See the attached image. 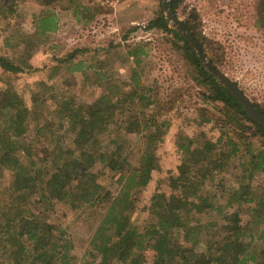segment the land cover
Listing matches in <instances>:
<instances>
[{"label": "trees", "instance_id": "1", "mask_svg": "<svg viewBox=\"0 0 264 264\" xmlns=\"http://www.w3.org/2000/svg\"><path fill=\"white\" fill-rule=\"evenodd\" d=\"M28 2L0 0V20L7 23L19 13L20 7L26 8ZM39 2L45 8L40 12L32 11L33 30L29 34H8L3 38L6 52L0 55L2 71L14 76L24 75L27 60L25 54L19 53V46L25 43L31 52L36 48L37 38L47 39L50 32L58 29V14L52 5L62 2L64 8H74L77 15L82 13V9L90 11V6L82 2L77 4L73 0ZM99 8L96 6L94 11L101 12ZM173 9L177 17H180V12L184 15L182 23L197 38L210 61L224 73L220 64L225 56L218 55L221 48H217L204 34L202 16L198 9L188 11L182 8L181 0H173ZM254 12L255 25L264 32V0L257 1ZM154 28L167 33L164 43L171 44L173 49L189 59L195 80L207 90L202 92L203 100L207 101L204 103L210 104L218 120L210 116L208 107L203 105L198 110L197 123L203 125L217 120L220 130L217 139H213L214 136L208 135L204 129L195 136L180 137L177 151L182 161L178 167L179 172L170 177L171 185L177 190L171 194H154L150 208L151 214L156 216L155 221L135 224L131 220V213L140 193L163 170L161 156L154 144L158 139H164V136L154 138L152 133L145 134L135 126L138 121L134 118L132 120L135 121H129L125 133L118 131L112 138L119 157L95 146L99 142L97 135L108 128L116 109L119 111L118 108L134 103L144 108H158L164 104L158 96L159 81L154 79V83L147 84L143 79L149 61L147 58L154 47L152 41L145 40L126 43L124 47L121 42L111 40L105 49L107 59L103 62L94 59L88 64L81 59L80 54L86 51L85 48H76L67 58L60 59L68 71H82L88 75V69H93L95 78L92 83H102L107 92L89 104H77L75 98L62 100L60 109L54 110L59 126H56L55 117H48L41 122L38 110L25 106L19 93L11 98V93L6 96V114L0 118V170L8 168L13 172L11 188L15 196L12 203L22 206L32 203L33 197H37V207L44 205L50 212L57 202H64L81 216L85 213L96 215L99 206L106 199L110 200L107 211L100 212V224L91 239V246L101 255L102 264H145L149 250L154 251L153 264H264V245L258 243V240L264 242V185L255 184L256 175L264 172V128L250 119L237 98L203 66L187 38L170 28L163 11L146 26V29ZM134 29L136 27L127 32L123 39L127 40ZM122 48L124 56L119 59ZM115 61L119 63L118 66L134 64L130 81L117 77L113 70L107 69ZM87 79L91 80L90 77ZM229 79L264 114V102L252 98L241 84ZM41 83L49 85L48 81L41 80ZM8 92H1L0 96ZM163 113V110L155 109L150 125L168 127L166 119L159 118ZM66 122L71 125L68 127L72 129L70 135L78 141L84 140L92 147L85 152L86 160L63 144L66 137L63 139L56 128ZM135 132L147 142L143 146L138 166H132L129 161L131 152L128 150L129 133ZM53 141L55 147L49 151L43 149ZM224 143L229 145L230 150L222 148ZM24 158L31 159L30 163L24 162ZM235 158H238L241 176L236 179L237 186L224 189L223 195H228L227 202L199 196L204 183L213 182L218 173L228 168L230 159ZM97 159L112 170L113 176L117 175L116 182L120 185L117 193L106 190L96 176L93 177L89 162L92 160L94 163ZM3 188L0 182V193L4 191ZM247 204L251 218L242 224L240 210ZM231 206L237 208L235 218L226 223L219 222L217 217ZM11 210L10 206L4 210V221L2 216L0 220V262L77 264L76 256L68 254L69 247L64 251L60 246L64 228L40 219L43 216L41 213L40 217L19 212L12 215ZM180 232L187 242L185 245L180 244L178 239ZM215 237L220 238V243L214 241Z\"/></svg>", "mask_w": 264, "mask_h": 264}, {"label": "rangeland", "instance_id": "2", "mask_svg": "<svg viewBox=\"0 0 264 264\" xmlns=\"http://www.w3.org/2000/svg\"><path fill=\"white\" fill-rule=\"evenodd\" d=\"M181 1L182 8L188 11L197 8L200 12L204 34L217 48H221L218 55L225 56V60L220 64L224 74L241 84L252 98L255 97L260 102H264V32L255 25L254 19V6L258 0ZM73 2L77 4L82 2L90 6V11L82 9V13L77 15L74 8H64L62 2L56 3L52 5V8L58 14V29L50 32L47 39L37 38L36 48H33L31 52L27 50L31 48L26 47L25 43L20 44L19 53L25 54L27 60L24 75L14 76L0 69V93L10 91L0 96V118L6 114L4 108L8 103L9 93H11L10 98L19 93L25 106L38 110L41 122L48 117H55L56 126H59V119H56L54 110L60 109L62 100L75 98L77 104H89L107 92L102 83H92L95 78L93 69H88V75L83 74L82 71H68L64 65L62 66L60 59L67 58L69 53L76 48H85L86 51L80 54L81 59L86 60L88 64L94 59H100L98 62H103L107 59L105 49L109 47L111 40L115 43L121 42L123 47L126 43L152 41L154 47L147 58L149 61L145 67L143 79L147 84L154 83V79L159 81L158 96L164 104L158 108H144L141 104L134 103L118 108L119 111L116 109L114 119L109 123L108 128L97 135L99 142L95 146L97 145V149L101 151L119 157L112 138L118 131L125 133L129 121H135L132 120L134 118L138 121L135 126L142 129L145 134L152 133L155 135L154 138L164 136V139H158L154 144L157 153L161 156L163 170L140 193L131 213V220L135 224L155 221L156 216L151 214L150 208L154 194L156 192L171 194L172 191L177 190L170 183V177L179 172L178 167L182 161L177 151V142L181 136H195L202 129L208 135L214 136L213 139H217L220 136V130L216 124L217 113L209 106V103H204L207 101L203 100L202 92L207 90L195 80V73H193L189 59L173 49L171 44L164 43L167 36L165 31L156 28L146 29L152 18L161 15L163 0H73ZM96 6L101 7L99 8L101 12L94 11ZM44 8L39 0H29L27 7L22 9L20 7L19 13L13 19L8 20L7 23L5 20H0V55L6 52L3 38L8 34L22 32L29 34L33 30L32 11L39 10L40 12ZM179 15L180 17L177 18L182 21L184 15L181 12ZM92 16L94 17L91 19ZM135 27L136 29L130 33L128 39H123L124 35ZM123 56L124 49L119 59ZM118 64L115 61L109 67L107 66V69L113 70L117 77L130 81L131 68L134 64L119 66ZM89 77L91 80L87 79ZM41 80L48 81L49 85L42 84ZM203 105L208 107L207 112L210 116L216 117V121L203 125L197 123V113ZM155 109L164 111L159 118L166 119L168 127L161 128L158 124L150 125L154 119ZM70 126L66 122L56 129L62 134L63 139L66 137L63 144L70 150H75L81 159L86 160L85 152L91 150L92 147L84 140L78 141L70 135L72 134V129L68 128ZM128 143L130 146L128 150L131 152L129 161L132 166H138L143 146L147 142L142 139V135L135 132L129 133ZM55 144L53 141L50 146L43 147V149L49 151L55 147ZM222 148L230 150L229 145L225 143L222 144ZM23 160L27 163L31 161L29 158ZM89 164L93 177L96 176L97 181L102 183L106 190H111L113 194L117 193L120 188L116 182L117 175L113 176L112 170L105 167L99 159L94 163L90 160ZM239 176H241V171L238 158L230 159L228 168L218 173L213 182L204 183L199 196L226 203L228 195H223V191L225 188L237 186L236 179ZM12 178L13 172L8 168L0 170V182L4 187V191L0 193V220L3 211L9 206L12 208V215L19 212L25 215L31 213L33 216L40 217L39 213H41L43 216L40 219L54 222L64 228V237L60 241L62 242L60 246L62 250L69 247L68 254L76 256L77 264H102L101 255L91 246V239L100 224L101 213L107 211L110 200L106 199L99 206L96 215L85 213L81 216H78L75 210L64 202H57L54 209L48 212L44 205L37 207V197H33L32 203L22 206L13 205L12 200L15 193L11 188ZM255 184L264 185V172L256 175ZM197 200L200 201L199 197ZM248 206L247 204L241 207L242 224L249 222L251 218V212L247 210ZM236 211L237 208L231 206L217 219L222 223L232 221ZM2 221H4L3 216ZM178 239L180 244H187L182 232L179 233ZM214 241L220 243V238L215 237ZM258 243L261 246L264 245L261 240H258ZM200 248L203 249V247ZM153 263L154 251L149 250L145 264ZM0 264H6V261L2 260ZM110 264L118 263L111 262Z\"/></svg>", "mask_w": 264, "mask_h": 264}, {"label": "water", "instance_id": "3", "mask_svg": "<svg viewBox=\"0 0 264 264\" xmlns=\"http://www.w3.org/2000/svg\"><path fill=\"white\" fill-rule=\"evenodd\" d=\"M162 10L165 15L166 21L170 28H173L184 35L189 44L196 50L199 60L203 66L212 73L219 81L220 85L225 87L229 92L237 98V100L243 105L244 111L248 113V116L255 123L264 128V114L261 113L250 101V99L244 94L241 89L236 86L226 74L222 73L207 57L203 47L200 45L197 38L186 28L180 19L177 18L172 0H163Z\"/></svg>", "mask_w": 264, "mask_h": 264}]
</instances>
